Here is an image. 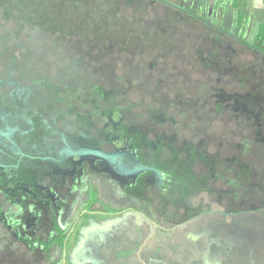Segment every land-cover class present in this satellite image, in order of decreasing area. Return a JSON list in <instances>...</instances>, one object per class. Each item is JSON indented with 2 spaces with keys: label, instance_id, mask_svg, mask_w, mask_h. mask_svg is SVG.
Wrapping results in <instances>:
<instances>
[{
  "label": "rangeland",
  "instance_id": "rangeland-1",
  "mask_svg": "<svg viewBox=\"0 0 264 264\" xmlns=\"http://www.w3.org/2000/svg\"><path fill=\"white\" fill-rule=\"evenodd\" d=\"M173 10L154 0H0V59H9L13 66L8 70L0 60V75L10 81L8 85L0 84V93L9 90L14 80V85L18 86L17 80H20L30 101L15 105L16 113L41 108L43 99L50 98L53 103H62L69 114L58 123L75 129L81 115L73 116L68 113L69 108L75 105L78 111L90 110L86 98L101 94L104 89L114 93L117 103L127 111L125 115L131 124L140 125L147 131L157 124L159 129L167 128L166 135L175 134L179 139L188 135L197 144L203 142L201 152L213 159L208 161L211 166L214 163L212 172L216 173L215 177H210L208 188L217 192L216 187H225L230 199L238 198H235L237 209H223L225 213L233 212L232 215H219L209 224L206 214L195 219L207 228L210 226V231L219 232L220 246L229 257L232 256L233 238L239 236L243 248L246 247L242 252V256L245 255L243 264H264V146L259 145L264 141V119L248 120L253 114L250 110L256 108L252 102L237 107L226 102L219 107L221 113L213 104H206V93L211 85L207 74L197 69L200 67L195 45L203 43L200 40L204 39L209 43L208 30L203 22ZM231 42V47L239 53L235 59H248V54L242 52L244 47ZM212 84L215 88L212 92L221 90L228 94L233 91L224 82L213 81ZM1 101L5 102L1 104ZM13 102L11 97L0 99V110ZM55 108L54 105L39 111H45L44 115L51 117ZM90 111L94 115V109ZM14 118L22 120L21 115ZM105 120L101 117V126L105 125ZM229 121L236 123L231 125ZM132 130L124 129V132L131 134L134 133ZM253 130L257 131L254 135ZM109 135L108 139H112L113 132ZM137 135L141 138L145 134ZM48 137L53 136L47 133L43 140ZM89 137L94 144L112 148L110 141L101 142L105 134L100 129H93ZM116 137H124V134L118 132ZM137 140L132 142L133 149L146 165L152 158H156L153 163H158L157 158L170 154L168 149L162 150V154H154L149 149L151 142H146L147 148L142 152ZM178 144L186 143L178 140ZM216 148L220 152H214ZM193 158L196 161L197 158ZM167 162L163 161L165 169L169 167ZM232 169L236 174H231ZM20 172L26 182L33 180L29 169L21 168ZM207 176L203 175L202 179ZM226 197L219 196L229 204L231 201ZM213 200L216 201L210 193V205ZM5 206H8L7 201ZM29 208L34 210L36 206L29 204ZM30 215L24 211L25 222L38 218L36 212ZM126 215L129 220L136 216ZM117 218H91L83 230L98 224L111 226ZM1 226L0 223V230ZM147 229L152 226L147 225ZM7 241L11 246L10 239ZM5 243L0 240L3 247L0 252L8 249ZM74 253H79L77 245L70 260L80 264L81 258L77 259L80 255ZM177 258L185 263L189 255L181 251L176 253ZM8 261L5 258L3 264ZM236 261V264H242L238 255Z\"/></svg>",
  "mask_w": 264,
  "mask_h": 264
},
{
  "label": "trees",
  "instance_id": "trees-1",
  "mask_svg": "<svg viewBox=\"0 0 264 264\" xmlns=\"http://www.w3.org/2000/svg\"><path fill=\"white\" fill-rule=\"evenodd\" d=\"M210 1L190 0L185 8H176L177 14L186 13L190 15L191 20L196 21L195 18L202 20L208 30V34H205L210 38L209 43L207 41L205 43L204 39L200 40L205 43L204 45L203 43L195 45V52L199 57L197 62L200 67L197 69L207 74L208 83L211 85L210 91L206 93V99L208 100L206 104H213L215 109L221 113L219 107L226 102L233 107L252 102L253 105H256V108L250 110L253 114L248 116V120L250 118L254 121L264 119V24L259 26L256 40L247 38L250 26V18L248 19V17L250 15L245 0H229L223 24L221 26L210 24L208 22ZM218 10L217 6L216 13ZM246 21L248 24L245 23L244 25ZM231 41L244 47L245 50L242 52L248 54V59H235L237 55L239 56V53L231 47ZM222 43H228L229 46L224 47ZM8 60L1 61L4 67L10 70L13 66ZM0 78L2 79L0 84H9L8 77L0 75ZM17 81H19L18 86L14 85V80L8 91L0 93L1 100H6L9 97L14 100L13 104L8 106L5 104L4 108L0 110V132H5L3 123L9 122L12 124L16 115H21L23 120L31 121L33 125L30 131H32L34 139L21 140L24 149L32 148L34 150L39 145L44 147L49 145V147L52 146V149H58L60 141L61 151L66 152L65 146L62 145V134L67 137L71 146L78 148L85 144L92 145L95 141H92L89 136L93 129H100L102 134H105V138L101 142L110 140V138L108 139L110 132H113L112 138L118 132H122L124 134L123 138L138 139V144L141 146L139 149L141 150L147 148L146 142H151L149 149L154 154L161 153L165 149H168L170 154L157 158L159 159L158 163H153L156 158H152L146 166L147 169L142 170L138 177H129L126 183L120 180L121 175L119 173L95 166L91 157H79V159L82 158V161L79 166V175L76 176L64 175L62 172H58L57 162L54 160L42 161L36 168L39 176L37 182L43 185L39 186L37 196H32L28 190L26 194L32 203L38 204L42 211L41 217L44 219V223H39L35 228L32 224L25 222L24 219H21V222L16 221V215L14 216L13 213V216L7 214L9 219L1 222L0 240L6 241L5 244L8 249L0 252V264H3L5 258L9 260L7 264H73L70 260V250L79 242L80 228L87 226L90 217L94 216L108 220L109 216L132 213L136 215L134 219L138 220L140 217L149 219L151 224L147 222V225L154 226V229L148 230L145 228L143 235L145 238L143 239L150 245L158 238V244L170 249L175 246L178 232L186 235L182 239L184 243L191 244L194 241L188 237L190 233L187 234L189 232L187 225L179 227L178 224L196 214H200L202 218L207 213L206 209L212 206L208 201L210 193L215 200H220L219 196L221 194L228 196L226 198L231 201V207L235 208V200L238 198L230 199L225 187H223L224 189L216 187L217 192L208 188L210 177L212 175L215 177L216 173L212 172L214 163L212 162L211 166V161H208L210 158L205 155L206 152H201V149H204L202 147L203 142L197 144L188 135H185L183 139H179L175 134L166 135L167 128L161 127L159 129L160 127L157 124L153 126L154 129L152 127L148 128V131L142 129L140 125L131 124L125 115L127 111L117 103L114 93L104 89L102 90L103 93L91 94L92 96L86 98L90 104V110L91 108L94 109V115L91 114L90 110L78 111L75 105L69 108L68 113L73 116L81 115L78 117L80 121L76 124L75 129L58 123L59 120L68 118L69 114L65 112L62 103H53L50 98L43 99L41 108L16 113L15 105L30 101L27 89L22 87L20 80ZM213 81L224 82L228 86L230 85V89L233 91L228 94L221 90L212 92L213 89L215 90L212 84ZM14 88H19V93L15 94L13 92L11 94ZM59 100L65 101L64 99ZM3 102L5 101H1V104ZM54 105L56 108L52 109L53 116L51 117L44 115L45 111H39L47 110L49 106ZM101 117L106 118L104 126H101ZM229 123L232 125L236 122L229 121ZM124 129H133L132 132L134 133L126 134ZM234 132L239 134L237 130ZM256 132L253 130V135ZM47 133L53 137L43 140ZM136 133H144L145 135L140 138ZM4 134H9V132ZM164 135L166 136L164 137ZM254 139L257 142L260 141L256 137ZM178 140H183L186 144L179 145ZM164 142L171 143L164 144ZM260 142L259 145L264 146V141ZM219 146L221 145L219 144ZM169 148H171V151ZM214 152H220L219 148L214 149ZM180 153L184 155L182 156ZM145 155H147L146 152ZM193 157L197 158L196 161ZM166 160L169 161L167 162L169 167L165 169L162 165L164 166L163 161ZM210 160L213 161L212 158ZM25 161L30 163L29 159L23 160V163ZM234 162L237 161L234 160ZM172 169L178 170L173 171ZM231 174H236V171L232 169ZM203 175H208L207 179L203 180ZM47 183L50 184L48 185L49 188H46ZM186 185L187 190L185 189ZM206 196L207 199H205ZM84 210L86 212L77 222L78 216ZM129 221H131L132 226L129 236H133L132 231L137 228L136 223L135 220ZM197 221L199 220H192L194 223ZM76 222L77 224L71 236L67 239L68 233ZM91 227L87 230L90 236L95 238L103 236L100 247L106 243V248H102L98 253L101 254L102 264L104 262L109 264L114 240L108 237L115 236L116 231L112 226L110 228H108L109 226L100 227L98 225ZM120 236L121 234L117 235V237ZM8 239L11 241V246H9ZM65 244L66 257L64 259ZM140 244V242H136L135 246L130 244L128 248L118 251V254L138 257L139 253L136 250H138ZM144 247L147 250L153 248V246ZM89 248H91V245L86 244L84 248L85 256L82 254L77 258H81L82 261L85 258V262L86 258L90 259L93 255L87 254ZM156 248L158 247L156 246ZM1 250H3V247L0 246ZM182 250L189 255L187 261H190L193 257L191 247L182 248ZM86 255H89V257ZM114 257L119 258L118 255ZM164 257L166 258L167 255L161 252L158 258L162 259ZM171 257L172 259L168 262L174 263L177 261L175 255Z\"/></svg>",
  "mask_w": 264,
  "mask_h": 264
},
{
  "label": "flooded vegetation",
  "instance_id": "flooded-vegetation-1",
  "mask_svg": "<svg viewBox=\"0 0 264 264\" xmlns=\"http://www.w3.org/2000/svg\"><path fill=\"white\" fill-rule=\"evenodd\" d=\"M19 88L12 89L13 92H18ZM8 91V90H7ZM1 99V98H0ZM32 122L25 120H14L12 121V124L9 122L3 123V126H5V132H9L10 135L4 134L2 131L0 132V200L2 199V202L0 201V223L5 222L8 220L7 214L9 216H15L16 221H20L21 219H26V217L23 216L24 211H28L29 215L36 212L38 213V218L31 219L28 224H32L33 227H37L39 223L43 224L44 219L42 216V211L39 208L38 204L32 203L29 199V197L26 194V191L28 190L32 196H37L39 192V186L43 184H38V171L36 166L40 165L42 161L47 160H54L57 162V171L62 172L64 175L69 176H76L79 175V166L81 164L82 158L79 159V157H68V147L72 149H78L83 146H89V147H99L105 152L110 153H121L123 156H116V158H112L111 160H107L106 164L102 162L101 160H94V165L98 167L105 166H111V170L119 173L120 180H124V176H122L123 171L119 168L120 164L119 162H122L125 166L124 173L126 174L125 177H127V180L129 177H138L141 174V171L138 169L140 167L147 166L144 164L141 160L138 159L137 153L133 149V140L129 137L123 138V137H113L110 139L111 143V149H107L104 146L97 145L98 143H93L92 145L85 144L81 147L75 148L71 146L68 143L67 137L62 134V145L65 146L66 152L61 151V143L59 141V147L58 149H52V146L49 147V145H46V147L39 145L34 150L32 148H26L24 149L22 146L23 141L21 140H28V139H34V136H32V131L30 129L32 128ZM1 128V126H0ZM12 134V136H11ZM10 138V139H9ZM101 143V142H100ZM41 144V142H40ZM91 157V155H84L83 157ZM89 158V159H91ZM29 159L30 163L26 162L23 163V160ZM29 169L30 172L33 174V180L31 182H26L22 178V174L20 172V169ZM126 180V182H127ZM125 182V183H126ZM45 185V184H44ZM50 184H46V188H49ZM48 196V195H46ZM5 201H7L8 206H5ZM229 201V200H228ZM225 200H216L211 202V208L206 209V217L209 219L208 224L216 218H219L220 216H231L233 212L228 211V213H225L223 209H228L231 207L232 203H224ZM49 203V201H48ZM224 203V204H222ZM29 204H34L36 208L34 210L29 208ZM214 204L218 206H214ZM224 206V207H222ZM237 209L236 207L231 210ZM230 210V209H228ZM12 211V212H10ZM31 212V213H30ZM84 210L77 219V222L79 218L85 213ZM11 213V214H10ZM13 213V215H12ZM224 213V215L222 214ZM220 215V216H219ZM31 216V215H30ZM129 215L123 214V215H116L114 217H118L114 223H112V228L115 229V236H109L108 238L111 240H114L111 249L113 252L111 253V257L109 259V264H236V256L238 255L240 263L244 262L242 259V252L245 248H243V244L239 241V236L233 238L234 244L231 246L230 253L232 256H228V253L225 252L223 249L224 247L220 246V235L214 231H210V226L205 227L204 223H201L197 221L196 223L192 222L196 217H201L200 214L193 215L192 217L188 218L187 220L182 221L179 223V227L187 225L189 232L187 234L188 237L193 239L194 241L191 242V244H186L182 240L186 237V235L181 234L178 232L177 240L175 242V246L171 247L170 249L165 248L162 244H158V238L154 240L150 245L147 243V241L143 238L144 235V229L147 228V222L148 224H151L149 219L140 217V219H134L136 223V229L132 231L133 236L130 235L131 231V221L128 219ZM14 217V218H15ZM91 218H98L90 217ZM88 220V222L90 221ZM104 220V219H103ZM198 220V219H196ZM77 222L74 224L70 232L68 233L67 239L71 236ZM130 224V225H129ZM194 226L192 227L191 225ZM88 226V225H87ZM84 226V227H87ZM98 226L102 227L98 224ZM109 226L108 228H110ZM83 226L80 228L79 232V242L76 244L78 246L79 253H74L77 255H84V248L85 245H91V248L88 249L89 255H93L90 259L83 258V261L80 262V264H102L103 260H101V254L98 253V251H101L102 248H106V243L100 247L101 241L103 240V236H98L95 238L94 236H90V234L87 232L86 229L83 230ZM154 229V226L152 227ZM118 234H121L120 237H117ZM217 235V236H216ZM216 238H218L216 242ZM136 242H140V247L138 248L137 253H139L138 257H132L125 255H119L118 251L121 249H126L131 244L132 246L136 245ZM66 243V242H65ZM214 244V246H213ZM216 244L218 246H216ZM76 245L74 247H76ZM93 246V247H92ZM144 246H153V248L147 250ZM156 246L158 248H156ZM70 250V257L72 255V250ZM188 247H191L192 251V259L190 261H187L183 263L180 259H176L177 262H168L172 259L171 256L176 255V253H181L182 248L186 249ZM164 248V249H163ZM163 249V250H162ZM161 252L167 257L165 258H158ZM184 252V251H183ZM64 257H66V244L64 247ZM89 255H86L89 257ZM115 255H118V257H114ZM78 259V258H77ZM92 259V260H91ZM105 264V262H104Z\"/></svg>",
  "mask_w": 264,
  "mask_h": 264
},
{
  "label": "crops",
  "instance_id": "crops-1",
  "mask_svg": "<svg viewBox=\"0 0 264 264\" xmlns=\"http://www.w3.org/2000/svg\"><path fill=\"white\" fill-rule=\"evenodd\" d=\"M159 1L165 5V8L174 9L176 8H185L190 0H154ZM229 0H211L210 1V10L208 22L210 24H216L221 26L224 21V15L226 11V6ZM248 14L250 17V26L247 32V38L249 40H256V35L258 28L261 24H264V0H245ZM218 6L219 10L216 13L215 9ZM197 21L202 22L200 19H196ZM248 24V22H244ZM243 25V26H244ZM102 227H106V225H101Z\"/></svg>",
  "mask_w": 264,
  "mask_h": 264
},
{
  "label": "water",
  "instance_id": "water-1",
  "mask_svg": "<svg viewBox=\"0 0 264 264\" xmlns=\"http://www.w3.org/2000/svg\"><path fill=\"white\" fill-rule=\"evenodd\" d=\"M68 157H83L84 155H91L93 157L94 160H101L102 162H104L106 164L107 160H111L112 158H116V156H123V154L121 153H110V152H105L103 151L101 148L99 147H89V146H83L81 148H78V149H72V148H69L68 147ZM120 166L119 168L123 171L122 173V176H124V180L122 181L123 183L126 182L127 180V177H125V173H124V170H125V166L122 162H119ZM148 167H140L138 170L139 171H142L144 169H147ZM106 170H110L111 169V166L107 165L105 166ZM135 176V175H133ZM65 256V255H64ZM65 259V257H64Z\"/></svg>",
  "mask_w": 264,
  "mask_h": 264
}]
</instances>
